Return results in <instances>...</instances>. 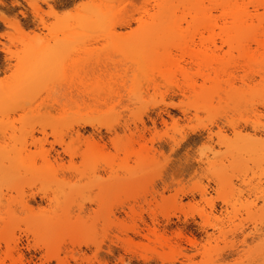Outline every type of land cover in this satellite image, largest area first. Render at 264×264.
<instances>
[{
	"label": "rangeland",
	"instance_id": "rangeland-1",
	"mask_svg": "<svg viewBox=\"0 0 264 264\" xmlns=\"http://www.w3.org/2000/svg\"><path fill=\"white\" fill-rule=\"evenodd\" d=\"M181 1V29L143 46L164 0H0L21 26L0 21V264H264L263 53L198 45ZM122 59L138 77L116 107L71 116L89 65Z\"/></svg>",
	"mask_w": 264,
	"mask_h": 264
},
{
	"label": "bare ground",
	"instance_id": "bare-ground-1",
	"mask_svg": "<svg viewBox=\"0 0 264 264\" xmlns=\"http://www.w3.org/2000/svg\"><path fill=\"white\" fill-rule=\"evenodd\" d=\"M164 3H165V7L167 8V6H169V8L165 10L163 14L164 16L161 20L159 18L156 22H153L151 24L143 23L138 26L137 31H141L143 33L144 39H142L141 43L137 42L136 45H143V46L151 45L155 41H158L156 40L157 37H159L163 33L166 34L168 31H171V30L176 31V30L181 29V27L177 25V23L174 21L175 12H176L177 7L173 6V0H164ZM179 6H183L185 8L187 12V17L189 19L188 23L186 24L185 31H188V33H190L194 39H197L198 45L204 44V41H205L204 35H206L208 37V44L212 45L214 49H219V47L216 46V41L211 40V35L215 34V32H218V35L220 36L219 38L220 46L236 47L238 48L239 51H243V52H248L252 50V48H254L255 51H261L263 53L262 56L264 59V0H182ZM37 11L38 9L34 13H37ZM144 14H145V10H144ZM21 16L24 17L23 14H21ZM0 21L4 22L9 28H13L17 30L21 28L19 21L15 19L12 21H10V19L9 21L8 19L6 20V17L3 15V13H0ZM81 29L87 30V29H90V27H85ZM110 29L112 31L114 30L113 27H110ZM17 32L19 33L20 31H17ZM20 34L22 35L23 33H20ZM8 38H10V35L8 36ZM11 38L13 39L12 35H11ZM71 44H75V42L72 41ZM79 45H83V44H79ZM128 63H129L128 60L122 59V60H116V61L115 60H99V61L94 62L93 64H90L89 66L95 65V67H97L98 73L89 74L85 72V74L79 78V84H78L79 86L78 87L75 86L74 90L72 91L71 89V91L68 93L69 95L68 104L71 106L70 112L68 113L73 117H84L87 119H94V118L100 119L105 114L104 111L113 110L118 104L112 100V98L116 96V91H118L119 89H125L128 87L132 88L134 86V83L127 84V82L128 81L134 82L136 81L138 77V74H136L135 71L133 70L131 74H129L130 72L128 71L129 69L128 70L123 69L120 72L116 70V68L118 67L122 68ZM101 66L104 67V70L100 68ZM109 67H113L114 71H112L111 68ZM150 121H151L152 127L155 129L156 121L154 120H150ZM162 123L165 124L164 120L162 121ZM83 125H87L88 128L90 127L93 131H98L97 128H95V126L92 125V123L90 122H85ZM125 128L128 130V127L125 126ZM147 131L149 130H146V128H144L143 126V130L141 131V133L138 134L137 140L138 141L143 140L144 135ZM106 132L110 133L111 129L109 127H106ZM74 134H75L76 139L81 138L79 131H76ZM132 137L134 138V136ZM85 140H86L85 142L89 146L88 148H90L92 151H97V152L104 151V150L106 151L107 149L106 143H103V138L99 131L97 132L96 135L89 136L85 138ZM43 142L44 140L34 141V143H37L40 145ZM109 142L112 146H115L114 140H110ZM26 149H19V151L17 152L26 151ZM52 151L54 152V155L52 156L50 155L52 154L50 153V151H44L43 148H41V151H40L41 153L45 155L44 161L48 164H50L49 158H51L54 163H57L61 157V154L59 152L54 151V150ZM63 153L67 154L66 151H63L62 154ZM155 154H157V151H155ZM67 155H69L70 157H73L71 154H67ZM193 164L198 166L200 162L199 161H194L193 163L187 162L186 165L184 164L185 167L178 171V174L179 173L182 174L183 172L191 169L193 167ZM176 172H172V174L175 173L173 175L174 177L177 176ZM163 186H169V185L164 184ZM177 231H179V229ZM180 236L181 235H179V237ZM192 237L191 238L186 237V241L190 247L196 248L198 245L195 241V238L194 237L192 238Z\"/></svg>",
	"mask_w": 264,
	"mask_h": 264
}]
</instances>
